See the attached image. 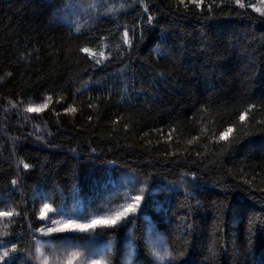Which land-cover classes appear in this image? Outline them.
Returning a JSON list of instances; mask_svg holds the SVG:
<instances>
[{"label":"trees","instance_id":"16d2710c","mask_svg":"<svg viewBox=\"0 0 264 264\" xmlns=\"http://www.w3.org/2000/svg\"><path fill=\"white\" fill-rule=\"evenodd\" d=\"M0 211V264H264V0H0Z\"/></svg>","mask_w":264,"mask_h":264},{"label":"snow or ice","instance_id":"6c2138e0","mask_svg":"<svg viewBox=\"0 0 264 264\" xmlns=\"http://www.w3.org/2000/svg\"><path fill=\"white\" fill-rule=\"evenodd\" d=\"M198 3L199 0H196ZM237 4L241 3V0H236ZM249 7H252V5H249ZM256 11H260V9H256ZM127 39H125V43H127ZM80 51L85 54L90 53L89 48H81ZM28 112H36L39 113L41 111V108L39 107H31L29 106L27 109ZM66 111H74V109H66ZM241 119H244V115L241 114ZM231 132V129L229 128L227 131L221 133V138H226L228 133ZM25 168L28 167L27 164L24 165ZM141 197L136 196L134 201L132 203L127 204L122 209L116 211L114 214L108 215V216H95L92 219L86 220V221H79L74 219H67V220H59V221H52L53 226L48 227L45 229L47 233H73L76 231L79 232H86L90 229L96 228L98 225L100 226H106L110 227L113 225H116L118 221L122 220V218L128 216L129 213L135 212L137 206L140 204ZM53 211L51 206L47 203L43 204V206L40 208L39 216L43 218L47 212ZM11 212L7 211H0V216L2 217H8L11 216ZM36 231H40V229H37ZM11 250H16V245L12 244ZM37 252H39V248H37ZM9 255V250L5 249L2 255H0V260H5L6 257ZM79 253L72 252L69 253L67 258L61 262V264H74V262L77 260ZM158 256L159 253H156ZM6 264H9V262L6 261ZM45 264H47V261L45 260ZM87 264H107L106 261H101L99 259H92L87 261Z\"/></svg>","mask_w":264,"mask_h":264},{"label":"rangeland","instance_id":"374dc122","mask_svg":"<svg viewBox=\"0 0 264 264\" xmlns=\"http://www.w3.org/2000/svg\"><path fill=\"white\" fill-rule=\"evenodd\" d=\"M249 1H251V0H249ZM54 211H56V210L53 209V211L47 212L46 215L42 218V220L45 222L46 226H44L39 231L41 234H43V235H52V233H47L45 231L46 228L53 226V223L47 224L48 217H51L53 221H59V220H67V219H69V218H66L64 216H60V217H58V216L55 217L54 215H49L48 216L49 213H52ZM69 243L70 244L72 243L71 244L72 245L71 247H70V244ZM72 252L79 253V255L77 257V260L74 262V264H87V261L92 260V259H99L101 261H106L102 257V255L99 252V250H95V251H93L94 252L93 254H90L87 251V248H82V250H79L78 243L77 242H74V241L72 242L70 240V241H67L65 243V245L60 249V251L58 253V257H56L55 259H53L51 262H47V264H61V262L67 258V256L69 255V253H72ZM41 261H42L41 264H45V261H43V260H41Z\"/></svg>","mask_w":264,"mask_h":264}]
</instances>
